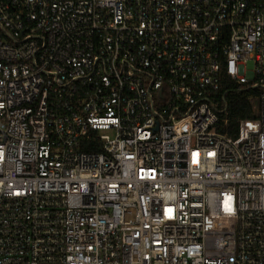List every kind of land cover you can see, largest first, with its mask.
Returning <instances> with one entry per match:
<instances>
[{
  "label": "built area",
  "instance_id": "built-area-1",
  "mask_svg": "<svg viewBox=\"0 0 264 264\" xmlns=\"http://www.w3.org/2000/svg\"><path fill=\"white\" fill-rule=\"evenodd\" d=\"M0 264H264V0H0Z\"/></svg>",
  "mask_w": 264,
  "mask_h": 264
},
{
  "label": "trees",
  "instance_id": "trees-1",
  "mask_svg": "<svg viewBox=\"0 0 264 264\" xmlns=\"http://www.w3.org/2000/svg\"><path fill=\"white\" fill-rule=\"evenodd\" d=\"M256 92V90L251 89V87L245 84L235 85L232 89H229L226 94L227 111L225 114H221L222 118H227L229 126L218 127L223 130L227 129L230 134H237L238 130L235 125V120L254 115L253 105L257 100L255 97Z\"/></svg>",
  "mask_w": 264,
  "mask_h": 264
}]
</instances>
